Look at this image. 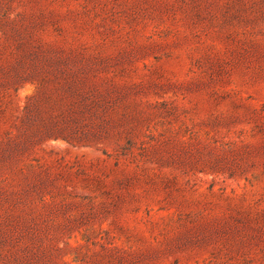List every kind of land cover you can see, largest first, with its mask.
Masks as SVG:
<instances>
[{"label":"rangeland","instance_id":"obj_1","mask_svg":"<svg viewBox=\"0 0 264 264\" xmlns=\"http://www.w3.org/2000/svg\"><path fill=\"white\" fill-rule=\"evenodd\" d=\"M0 264H264V0H0Z\"/></svg>","mask_w":264,"mask_h":264}]
</instances>
